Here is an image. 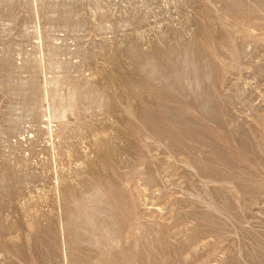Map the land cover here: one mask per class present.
Returning <instances> with one entry per match:
<instances>
[{"label":"rangeland","instance_id":"obj_1","mask_svg":"<svg viewBox=\"0 0 264 264\" xmlns=\"http://www.w3.org/2000/svg\"><path fill=\"white\" fill-rule=\"evenodd\" d=\"M0 264H264V0H0Z\"/></svg>","mask_w":264,"mask_h":264}]
</instances>
